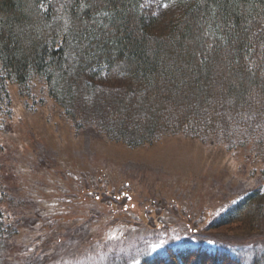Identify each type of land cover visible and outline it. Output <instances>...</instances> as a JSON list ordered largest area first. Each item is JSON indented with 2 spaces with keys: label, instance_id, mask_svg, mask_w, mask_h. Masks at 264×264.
Returning <instances> with one entry per match:
<instances>
[{
  "label": "trees",
  "instance_id": "trees-1",
  "mask_svg": "<svg viewBox=\"0 0 264 264\" xmlns=\"http://www.w3.org/2000/svg\"><path fill=\"white\" fill-rule=\"evenodd\" d=\"M170 1L157 11L146 0H0V133L13 119L9 87L26 97L38 81L76 132L129 148L176 136L227 150L249 140L262 146L264 0ZM153 219L149 229L162 230ZM23 222L0 210V264H60L39 252L14 257L11 243ZM210 223L260 231L264 184ZM88 232L84 223L61 233L88 240ZM165 240L145 239L149 247L117 264H264V252L246 257L231 244Z\"/></svg>",
  "mask_w": 264,
  "mask_h": 264
},
{
  "label": "rangeland",
  "instance_id": "rangeland-1",
  "mask_svg": "<svg viewBox=\"0 0 264 264\" xmlns=\"http://www.w3.org/2000/svg\"><path fill=\"white\" fill-rule=\"evenodd\" d=\"M171 2L146 5L163 11ZM9 93L13 119L0 133V210L24 219L11 243L18 261L39 252L42 261L60 264H117L161 234L170 244H231L246 257L264 252V227L210 228L217 214L264 184V143L227 150L176 136L134 149L88 129L76 132L38 81L26 97L14 85ZM152 217L162 230L149 229ZM84 223L88 240L61 233Z\"/></svg>",
  "mask_w": 264,
  "mask_h": 264
},
{
  "label": "snow or ice",
  "instance_id": "snow-or-ice-1",
  "mask_svg": "<svg viewBox=\"0 0 264 264\" xmlns=\"http://www.w3.org/2000/svg\"><path fill=\"white\" fill-rule=\"evenodd\" d=\"M180 2H183V0H180ZM165 7H167V5H164ZM261 47H264V45H261ZM114 238V237H111ZM156 247H159V245H156Z\"/></svg>",
  "mask_w": 264,
  "mask_h": 264
}]
</instances>
